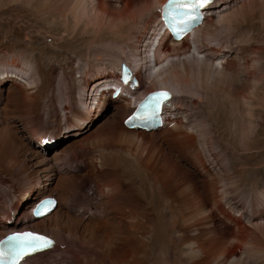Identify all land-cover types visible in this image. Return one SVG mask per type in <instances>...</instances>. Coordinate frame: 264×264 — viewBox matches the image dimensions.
<instances>
[{
	"label": "bare ground",
	"instance_id": "obj_1",
	"mask_svg": "<svg viewBox=\"0 0 264 264\" xmlns=\"http://www.w3.org/2000/svg\"><path fill=\"white\" fill-rule=\"evenodd\" d=\"M16 1L30 5L28 21L32 16L39 18L35 24L61 45L54 49L45 41L35 44L26 39L27 47L16 42L8 54L1 55L0 65L9 63L15 71L10 85L20 90L30 106L40 104L43 122H55L59 115L70 126L79 125L90 101L99 99L96 110L111 104L103 130L89 142L68 146L72 153L78 147L86 151L81 154L88 169L83 179L64 184L57 180L52 187L41 183L34 193L33 170L21 168L12 176L3 164L12 170L18 163L0 158L1 228L10 226L11 208L22 209L17 204L18 191L31 189L27 193L34 198L56 200L40 217L46 218L32 215L34 205L13 220L25 226L0 233L1 239L9 232L31 230L55 242L18 264H59L68 258L69 264H264V223L256 225L252 217L244 220L234 213L238 205L245 207L248 201L242 198L243 192L249 188V202H261L264 208V172L253 167L252 160L253 146L262 140L264 130V0H213L203 9L212 29L206 28L205 39L194 46L191 37L170 45L169 35L158 36L166 0ZM192 31L196 37L201 29L197 34ZM157 38L158 44L163 43L155 46ZM129 41L136 43L141 60L145 58L136 72L137 66L125 52ZM169 59L183 60L185 66L182 69L176 62L168 67L171 85L168 76L158 80L167 69L161 64ZM74 61L85 65L80 85L74 77L80 72ZM122 61L133 65L139 87L141 71L153 73L140 95L134 92L137 86L125 87L117 98H112L111 87L107 90L112 77L119 78ZM242 69L245 74L240 82ZM233 70L236 74H231ZM88 86L99 97L89 96ZM157 89L171 92L162 105L160 125L150 130L127 128L124 119L136 101ZM76 93L81 94V104ZM50 163L52 170L58 169ZM225 179H232L226 182L229 186ZM86 186L91 198L78 216L70 209L71 201L87 195L83 194ZM60 206L73 216L65 214V223L58 219L46 229L47 215ZM226 217L231 226L224 223ZM80 228L89 232L87 238L77 236Z\"/></svg>",
	"mask_w": 264,
	"mask_h": 264
},
{
	"label": "rangeland",
	"instance_id": "obj_2",
	"mask_svg": "<svg viewBox=\"0 0 264 264\" xmlns=\"http://www.w3.org/2000/svg\"><path fill=\"white\" fill-rule=\"evenodd\" d=\"M13 1L14 0H12V1L11 0H0V60H1V55L8 54L7 50H10L11 46L14 43L16 44V42L22 43V45L27 47L28 41L26 39H28L31 43H35V44L39 43L40 40L43 42L45 41L48 45H50L54 49L55 48L56 49L61 48V45L59 44L60 41H58L54 37L49 36V34L45 32L46 29L44 27H39L38 25L35 24V22L39 18L32 16L31 22L28 21L27 14L30 13V5L26 6L22 2H18V1L13 2ZM109 1L116 2L115 0H109ZM18 5H19V7H17ZM25 7H27V8H25ZM15 9H17V11H19V12L14 11ZM12 11H14V12H12ZM14 13H16V14H14ZM14 17H16V18H14ZM209 20H210L209 16L204 15L203 19L201 20V23L195 28L196 34L198 31H200V29H201V31L198 32L197 35L195 34L196 37L193 36V38L190 40V43L192 42L191 43L192 46H194L196 44H201V42L205 39V38H203V35H204V37L206 36L205 35V32L207 30L206 28L212 29L210 27L211 24H210ZM201 26H202V28H201ZM198 27H200V28H198ZM5 38H7V39H5ZM145 41H146V38L142 42L144 43ZM5 44H6V46H9V45L10 46L5 47ZM127 44L128 45H126V47H125V52L129 55L132 64L137 66L136 68L134 67V70L136 72L137 68H139V67L141 68V64L143 63L145 58H143V56H142V60H143L142 61L141 56H138V53L135 52V50L137 51V49L135 48V45H134L136 43H134L133 41H131V42L129 41ZM212 44L213 43H211L210 45H212ZM191 53L193 54L194 51H191ZM241 53L243 54V50L240 51V55H242ZM144 54L146 55V53H144ZM204 58H205V56H203V54H201L200 59L202 60ZM8 59H10V57ZM191 59H193V57H191ZM175 60L176 59H172V60L169 59V60L164 61L161 64L163 66V68L160 65V68H162V69L167 68V69H166V72H164V74L162 76H160L158 80H162L164 77L168 76L169 79H168L167 83L169 85L174 84L173 77L171 76L172 71L170 72L171 69L169 70L168 67L172 63L179 62V60H176V61ZM182 61L183 60H180L179 66L182 69H185V66L183 65ZM9 62H11V61H9ZM7 64L9 66L4 64V66H7V67H2L3 64L0 65V158L3 157L2 159H5V158L14 159L16 161L15 164H17V163L18 164L15 165V167L13 165L12 170L9 168L7 169V167L4 164H3V168L5 167L4 169L8 170V173L12 176H16V174L19 173L18 171L21 168H25V170L28 172H31V170H33L31 172L33 175V177L31 179L34 182V185L32 188V190H34V193L37 192V190H39V186L41 185V183H43V184L49 183V184H46V186L52 187V186L57 184V180H58V183L64 184L68 180L72 181V180H76V179H80V178L83 179L85 177L88 169H86L87 168L86 164L81 160V154L83 155L86 151H79L78 150L79 147H78L77 151L75 153H72L71 152L72 148H70L68 146H70L72 144V142L76 143V145L82 144L81 142L84 140H86V142H89L90 140H88V139L96 136L97 133L101 129L103 130V126H104L106 119H107V116L110 112L111 104L109 106H106V107L102 106L103 109L96 110L95 108H96V106H98V104L100 102L99 99H96L95 101L94 100L90 101L91 103H89V104H91V105L89 106V104H88V107L83 109L84 110L83 115L85 114V116H83V119L79 125L70 126V124L68 123L69 120L66 117H62V119H61L59 117V115L57 116L58 120L55 122H51V123H49L48 121L43 122V119H44L43 115H42V113H40V107L38 108V106L40 104L34 105V103H33L32 105H34L35 107L30 106L29 103L25 99H23V97L21 96L20 90L17 87H14V85H10L11 84V75L14 74L15 71H14L11 64H9V63H7ZM76 64H77V66H76ZM73 65L75 67L79 66L80 72H75L74 77H76L75 79L77 80L76 84L80 85L81 84L80 80H82L83 71L85 69L84 61H80V62L74 61ZM145 66H146V64H145ZM146 68H147V66H146ZM6 70H7V74L5 72ZM234 70L231 71V74H233L236 71V70L235 71ZM118 72H119V70H118ZM141 74H142L143 79L141 80V78H140V82L142 81L141 82L142 84L140 85V87L137 86L134 90V92L135 91H136V93L138 92L137 95L138 94L140 95L145 90L146 86H148L150 84L151 80L147 81V77L153 73H150V71H145V68H144L141 71ZM234 74H236V73H234ZM242 74H245L243 69L238 74L239 75L238 80L240 82L242 81L241 78L242 79L244 78V75L242 76ZM115 79H116V75H114L112 77V80L108 82L107 90L110 89V87L114 83ZM88 87H89V91H88L89 96L94 95L95 97H99V94L96 92V89L90 88V86H88ZM82 93L84 95L85 91L83 90L81 92V94ZM81 94L76 93V98H77V100L79 99V104H81V100H80L78 95H81ZM108 95H107L108 101L113 104V102H114L113 99H111L110 98L111 96L109 97ZM82 108H84V107H82ZM60 120H61V122H59ZM45 123H46V125H45ZM196 123H197V121L194 122V125ZM263 131L260 134V139H262V140L257 142L253 146L254 148L252 150V160L254 162L253 167H254V165L257 168L260 167L259 168L260 172L261 171L264 172V167H263L264 166V132ZM39 136H40V138H39ZM46 140L49 143H46L45 142ZM203 146L205 149L207 148V145H205V143ZM21 148H25V149H21ZM31 153H33V154H31ZM57 153H59L60 159L62 158V156H63V158L64 157H66V158H64V159L62 158L61 161H59V162L56 161V159H59ZM29 157H30V159H29ZM46 160H50V161H46ZM62 160H64V161H62ZM55 161L58 163H56ZM47 162H49V163H47ZM50 162L54 163V165H57L56 168H58V169L52 170L51 167H49V165H51ZM35 164H37V165H35ZM39 169H42V170L45 169V170L44 171H38ZM35 170L38 172V174L35 172ZM15 172H17V173H15ZM35 173H36V175H35ZM46 173H48V174H46ZM60 175H62V176H60ZM45 176L46 177L49 176V178H46ZM36 178H39V179H36ZM231 180L225 179L224 183L230 182ZM62 181H64V182H62ZM87 184L88 183L86 182V185ZM94 184L95 183H92L90 186H93ZM226 184H227V186H229V183H226ZM88 187L89 186H86L83 189V190L87 191V193H83V194H87V195L77 196L74 201H71L70 209L73 212H75L78 216H81V213L79 210L80 209H87V205L89 204V200L91 197L88 195L91 193V191H89L90 187L89 188ZM30 190H27L26 188H24V192H22V194L20 193V191L17 192V204H19L20 208H22L21 210L20 209L14 210L12 208L10 209L9 208L11 206L10 204H8V207L5 208V210H6V211H4L5 213L8 212L7 211L8 209H10V212H9L10 215H8V218L10 220H8V223L9 224L11 223V224H10V226H8V228H5V229L0 227V233H3L4 231H7V230L21 229L23 227L22 225L25 226V223H19V224L15 225L13 220H16V217H18V213L21 216H23V214H24L23 212H25V210L27 208H28V211H30L32 209V207L34 205H36V203H37L36 201L37 200L39 201L42 198V196H37L34 198L33 193L31 195H28L27 191L29 192ZM247 191H248V193H247ZM243 193L245 194L246 197L243 194L242 198L246 199V201H248V202L245 203L244 208L242 207V205H238L236 207V211L234 210V213L236 215L241 214V216L244 218V220H247V217H252L251 222L256 224V225L259 223L263 224L264 223V208L260 204L261 202L258 203L256 201L255 205H252L253 203L249 202L248 199L251 198L250 193H252L251 188L246 189V192L244 191ZM45 195H47V194H45ZM29 200H30V204L27 203ZM65 208L68 209V207H65ZM64 210L65 209L61 208V206H60L59 209H56L55 211H53L49 215H47V221H49V220L50 221L49 222L46 221L47 222L46 229L49 230L50 227H54L55 226L54 221L58 220V219L60 221H62L63 223H65V221H64L65 217L63 216L65 214L67 216H73L72 211H67V212L65 211L64 212ZM53 214H55V215L53 216ZM50 215H51V217H50ZM21 216H20V218H21ZM44 218H46V216L40 218V220L44 219ZM218 218L219 217H217V220L219 221ZM35 220L39 221L36 218H35ZM224 223H226L229 226L232 225V221L227 217L225 218ZM224 228H226V227H224ZM80 230L81 231L77 234L78 237H80V238L86 237L87 238L89 236V232H86L85 230H83V228H80ZM77 240H79V238ZM68 259H70V258H68ZM68 259L63 260V262H61L59 264H69ZM67 261H68V263H67ZM246 262L248 263V261H246Z\"/></svg>",
	"mask_w": 264,
	"mask_h": 264
},
{
	"label": "snow or ice",
	"instance_id": "obj_3",
	"mask_svg": "<svg viewBox=\"0 0 264 264\" xmlns=\"http://www.w3.org/2000/svg\"><path fill=\"white\" fill-rule=\"evenodd\" d=\"M213 2V0H169L166 8L188 10L195 13L197 9L207 7ZM195 18V17H193ZM168 93L157 94V105L159 104V98L168 99ZM52 202L44 203L42 207L38 206L34 212L39 216L43 213V209L49 207ZM7 245V251L0 248V264H4V261H18L24 259L27 256L33 255L37 252H44L52 248L54 242L45 236H41L35 233H17L7 238L6 241H0V245Z\"/></svg>",
	"mask_w": 264,
	"mask_h": 264
},
{
	"label": "water",
	"instance_id": "obj_4",
	"mask_svg": "<svg viewBox=\"0 0 264 264\" xmlns=\"http://www.w3.org/2000/svg\"><path fill=\"white\" fill-rule=\"evenodd\" d=\"M36 216V215H35ZM39 216H36V218H38Z\"/></svg>",
	"mask_w": 264,
	"mask_h": 264
}]
</instances>
